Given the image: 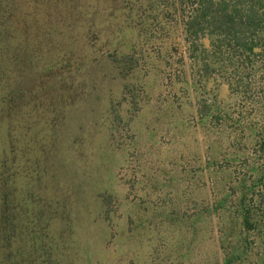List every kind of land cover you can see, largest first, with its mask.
Returning a JSON list of instances; mask_svg holds the SVG:
<instances>
[{
	"label": "rangeland",
	"instance_id": "rangeland-1",
	"mask_svg": "<svg viewBox=\"0 0 264 264\" xmlns=\"http://www.w3.org/2000/svg\"><path fill=\"white\" fill-rule=\"evenodd\" d=\"M85 2L12 108L0 81V264H264L260 69L240 94L222 59L182 62L148 0Z\"/></svg>",
	"mask_w": 264,
	"mask_h": 264
},
{
	"label": "trees",
	"instance_id": "trees-1",
	"mask_svg": "<svg viewBox=\"0 0 264 264\" xmlns=\"http://www.w3.org/2000/svg\"><path fill=\"white\" fill-rule=\"evenodd\" d=\"M148 4L157 7L163 16H173L177 27L171 25L176 32L171 47L179 51L180 59L189 64L191 71L200 74L207 69L204 55L212 54L227 63L231 73L228 85L235 86L240 94V89L246 90L241 85L243 81L248 85L252 83L256 66L264 76V0H148ZM141 5L144 4L137 2L139 10ZM79 9L89 13L85 0H0V65L9 67L8 72H0V81L11 84V96L5 100L8 108L17 105L19 95L15 96L13 87L19 86L24 68L40 55L45 43L53 40L57 25L63 27L76 20ZM147 31L159 34L161 26L154 23ZM72 33L68 32L69 35ZM4 75L7 78H3ZM258 147V161L253 163L250 171L256 180H262L264 125ZM0 162V191H3L4 159ZM6 237L0 236L1 246L7 242Z\"/></svg>",
	"mask_w": 264,
	"mask_h": 264
}]
</instances>
